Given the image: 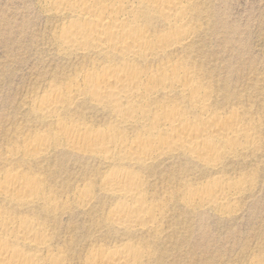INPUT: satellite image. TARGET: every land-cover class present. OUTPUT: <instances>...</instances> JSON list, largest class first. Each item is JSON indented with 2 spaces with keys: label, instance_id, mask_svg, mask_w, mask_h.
<instances>
[{
  "label": "rangeland",
  "instance_id": "1",
  "mask_svg": "<svg viewBox=\"0 0 264 264\" xmlns=\"http://www.w3.org/2000/svg\"><path fill=\"white\" fill-rule=\"evenodd\" d=\"M45 3L0 0V172L14 168L33 179L39 177L50 191L45 190L49 192L45 198L57 207H45L41 201L23 209L0 201V207L15 220L39 221L51 236L50 252L61 258V264H88L100 250L126 242L146 252L141 264H264V0H195L194 35L171 56L193 68L202 88L210 90L206 103L212 112L236 111L252 124L256 138L240 152L224 157L216 169H206L183 155L160 156L148 167L121 168L144 176L143 205L158 209L154 208L157 232L131 233L109 222L116 200L102 193L101 179L115 171L113 165L61 148L54 136L62 129L37 111V102L51 88L65 93L71 81L90 68L91 59L60 51L54 33L68 18L48 14ZM152 63L147 67L156 64ZM83 97L58 113L65 127L82 123L106 129L112 114ZM131 130L125 131L128 139L136 134ZM37 134L50 138L47 154L24 166L5 162L6 151ZM219 177L224 185L240 182L235 202L224 209L186 207L183 194L188 185H205ZM86 183L92 184L93 200L81 208L73 202L74 192Z\"/></svg>",
  "mask_w": 264,
  "mask_h": 264
},
{
  "label": "bare ground",
  "instance_id": "2",
  "mask_svg": "<svg viewBox=\"0 0 264 264\" xmlns=\"http://www.w3.org/2000/svg\"><path fill=\"white\" fill-rule=\"evenodd\" d=\"M44 8L48 14L68 18L54 33L60 51L90 55L91 59L90 68L78 74L65 93L51 88L37 102V111L53 118L55 127L62 129L54 136L61 148L95 156L115 168L101 179L102 193L116 200L110 224L130 233L153 232L158 217L156 207L143 205L144 176L121 168L148 167L160 156L183 155L206 169H216L224 157L240 152L255 137L252 124L245 123L236 111L231 109L224 115L212 112L206 103L210 90L202 88L193 68L171 57L194 35L191 21L195 0H46ZM152 62L155 67L148 68ZM79 96L89 97L95 107L112 114L106 129L95 130L82 123L65 127L58 113ZM131 129L136 134L130 140L125 131ZM50 141L48 136L37 134L32 141L7 149L4 160L12 166L28 165L43 156ZM16 170L0 172L1 202L15 209L37 206L39 201L45 207H57L54 200L51 203L45 198L50 191L46 188L49 192L45 194L44 181ZM240 185H224L220 177L205 185H188L183 194L185 205L189 209H224L235 202ZM91 186L86 183L74 192L73 202L79 207L92 203ZM15 217L0 207V264H39L41 260L61 264V258L50 252L47 243L51 236L43 225L31 218ZM108 249L95 252L88 264H141L146 253L127 242Z\"/></svg>",
  "mask_w": 264,
  "mask_h": 264
}]
</instances>
